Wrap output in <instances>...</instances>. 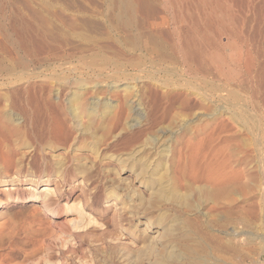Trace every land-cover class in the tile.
I'll list each match as a JSON object with an SVG mask.
<instances>
[{"label": "rangeland", "instance_id": "1", "mask_svg": "<svg viewBox=\"0 0 264 264\" xmlns=\"http://www.w3.org/2000/svg\"><path fill=\"white\" fill-rule=\"evenodd\" d=\"M190 1L192 0H189L187 3L188 7L190 10L194 11L193 6H191L193 4H191L192 2L190 3ZM155 2L156 8L160 7V9L158 8L160 10L158 16H165V14L166 16L168 15V26L170 25L169 27L171 28L174 26L173 22L175 19L177 20L176 14L182 10L183 7H187L186 3L185 5L182 4L181 1L176 2L175 0H173V3H169V0H155ZM202 2L204 12L211 6L215 7L216 10L218 9L217 14L221 15L222 22L224 20V27L227 26L225 27V32L224 27H218L219 24L215 22L213 25H208L209 27L211 26V29L215 28L213 31L211 29L209 30L212 31L211 38L213 37V40L211 39V42L215 41L212 45L217 48H214L218 53H215V57L217 56L215 59L219 58L218 60H215L216 64H214H224V70L227 72L226 75L228 78H231L232 76L231 79H228L229 87H227L234 91L235 95L238 96V99L231 102H237L247 113L248 122L250 121V124H248V131L242 129L240 123L238 124L237 122L232 121V119H229V110L225 108V106L228 105L220 102L225 92H217L211 103L212 107H210V102L203 100L204 94L200 95L202 93L198 89H196V91L193 88L192 91L184 84V82H181L184 81V79H190L194 82H197L198 80L196 81L195 78H191L193 74H188L187 77L185 72L187 66L176 57H173L172 59L166 58V62L168 63L162 64L158 63V60L155 59V54H153L155 55L154 57L152 54H150L151 56L147 54L145 61H147L148 58L151 59L148 60L149 62L147 61V64H140L132 68H127L126 70L122 68L123 72L121 70L118 72L119 76L116 77L120 79L116 78L117 80L115 84L118 85V88L115 89L109 88L105 85V79L107 76L103 75L106 73H102V76L96 75L98 72L92 73L90 71L87 73L86 68H84V63L77 62L76 59H72L69 63L64 60H54L55 63L50 65V62H52L54 58L51 59L47 56V53H44L43 55V52L40 53L41 51L39 52L38 50L40 48L32 43H28L27 49L32 51L30 48H36L34 49V53L37 55L38 52V56H40L38 58L43 60L39 59L42 61V64L37 63L32 56H28L29 59L31 58L33 61L24 59V66H15L10 70V72L12 71L11 73L9 72L10 74L5 75L4 78L2 77L3 80L0 79V88L2 87L0 93H3L4 90L6 91L7 87L42 86L46 88L54 85L63 89L61 94L58 95V98L60 101L64 102V105H67V103L76 105L79 102L77 105L80 104L79 106H81L82 103L85 104L84 106H87L89 102L93 101L92 97L96 96L99 97V102H111V108L106 109L103 107L102 109V103H99L100 106L98 105L97 107V113L100 114L99 116L102 115L101 128L99 127V131H95L96 133L94 134V130L92 131L93 127L85 126L86 128L84 127L82 129L83 133L80 136L79 133H72L73 135H71V137H74L75 134L80 137L78 138L75 136V140H67L69 138H67V133L61 129L55 119L49 122V130H44V133L40 128L37 129L38 126L35 127L34 130L29 131L27 128L22 127V125H20L21 127L13 129V126L16 124L14 122L9 125L0 122V264H157L160 262V259L157 258L162 256L167 262H160L159 264H168V261L171 259L170 264H178V262L181 264H191L190 261L185 262L184 260H177L176 258L174 259L171 257H169V260L165 254H168L170 251L181 254L186 247L188 248L189 245L192 247L194 243L197 244L198 242L200 243V241L201 245L198 243L197 247H193L194 249L189 246L195 254L197 251L199 252L196 254V258L198 256L197 261H200L201 257L204 258V256H207L210 259L211 264H218V262L220 264L223 262V264H264V0H207L208 3H205L206 0H203ZM217 4L220 5L218 6ZM48 5H50V7ZM42 7H45L48 10L52 9L53 11L49 13L48 10H45V8ZM25 8L27 9L25 10ZM221 10L223 11L221 12ZM29 11L30 13L31 11L34 12L35 14H31H34L35 16L41 12L42 15L47 18V21L48 19L49 21L51 20V24L48 21L50 24L48 27L50 28L53 26L51 29L58 32L61 41H63L62 44H65L64 46L68 50H71L72 48L83 49L86 44L85 48H87V46L89 48V43L94 40H98L99 42L97 41V43L100 45L102 44L103 49H108L109 52L111 50H116L118 52L122 50L121 47L118 48L112 45L111 42V36L115 35L120 38L122 33L108 30V27L104 23V20L108 15V7L105 0H0V43L3 41L4 46H7V48L4 47L6 52H4L5 50H0V57L5 56L6 64H11V62L13 64L14 58H19L23 55L21 49L23 46L21 45L23 41L22 39L24 37H26V39H32L33 37L31 36L32 33L29 29L26 33H21L19 27L20 30H17V32L20 31L18 33L19 35H15L12 32L13 24L18 29V24H24L25 26L29 21L35 20L31 17L32 15L30 16ZM54 12H57V14L60 12L62 18L59 14L57 17ZM222 13L232 14V22H229L228 19L226 20ZM51 14L53 15L51 16ZM202 14L203 13L200 12L198 13L203 19L204 16ZM139 15L140 14L137 16L139 17ZM54 16H56V18ZM75 16L77 17L76 21ZM172 16L175 18L173 19ZM64 18L70 19L69 21L72 23L75 22V26L67 19L66 22L69 23L66 24ZM23 19H25V23ZM61 20H64V23H62ZM201 22L205 21L203 20ZM69 24L73 27H78V29L76 28V30L74 28V30H72L73 27ZM65 25L66 27L67 25L70 26L68 27L69 29H66ZM200 25L201 24H199V27H203V25H206V22L205 24L203 23V25ZM72 31H75L76 34L78 32V35ZM9 34H11V37H9ZM5 36H8L11 40H6ZM88 38L90 41H88ZM217 44L219 46H217ZM57 51L61 53L60 49L56 50V54H58ZM34 53L31 54L35 57ZM120 53L118 56L121 55L120 57H123L122 53ZM138 54V52L127 56L123 54V58H125V56L127 58L129 56L132 57L131 55H133L136 59L140 56H138ZM44 58L46 60L48 59V62L44 60ZM221 59L222 61H220ZM120 60L123 59L120 58ZM26 61H28L27 64ZM222 65H220V68ZM68 66L76 71L72 68L70 70ZM246 66L249 70L248 73L245 72L247 75L244 74ZM182 67H184V69ZM215 67L218 70L220 69L218 68L219 66ZM237 71L239 74H234ZM244 76L245 78L247 77V80H240L241 77ZM210 77L209 79H213L215 83L218 81L222 83L225 80L222 76H219L220 78L213 76ZM77 80L79 82H84H81L82 84L79 85ZM245 81L247 83H245ZM3 82L5 84H3ZM178 82L180 84H178ZM94 83L100 86L101 93L99 92L91 95L89 92H85L79 87H90L91 84L94 86ZM165 84H167V86ZM131 85H133V87L136 86V88H132ZM182 85H184V87ZM198 85L196 86L199 87ZM168 86L169 88H167ZM107 89H109V93H107ZM165 90L169 92H167V96L164 94ZM72 91L78 95V98L75 100L70 99L71 94L73 93ZM81 92L82 94H80ZM133 92H135V94ZM29 93L32 95H29ZM5 94H7V97L5 96L6 99L9 100L8 103L5 102L7 100L0 101V103L4 102V104H0V110L2 107L8 105V108L4 107L2 109H10L13 112L16 110V116H20V121L21 117L25 114L23 111L25 108L29 109L30 107V110L36 108V110L34 109L35 111H32L34 112L35 117L38 115V113H36L38 104L37 107L35 106L36 103L40 102L36 99L38 98L37 96L34 97L32 91L26 92L28 98L26 95L23 96V93H20L17 96L12 93ZM45 95L48 96L47 93ZM169 95L171 97H169ZM13 96L16 99L22 98L23 102L21 99L16 100ZM51 96L52 95H50V99L55 98V96H52L53 98ZM174 96H176V98ZM29 97L31 100H29ZM133 97H137L139 100L138 104L140 105L139 108H137L138 104L136 105L133 103V110L136 108L135 112L129 110L130 108L127 106V100ZM81 99L82 101H80ZM200 99L203 102L200 103ZM16 101L18 102V105L14 104ZM197 101L199 104L204 103L206 106L209 105V109L207 108V110L205 109L204 111L202 107L198 109L201 105H199ZM214 101H217L220 104ZM191 104H193L194 107ZM188 105H190V107ZM16 107L18 108L16 109ZM215 107H219L220 110L214 109L213 111V108ZM139 109L141 111V114L139 113L140 116L137 115ZM80 111H82V113ZM78 112L82 115H80L81 121L85 122L87 110L79 109ZM136 117H139V119L137 120ZM136 120L138 123L134 124L137 122ZM207 121H209L207 125L209 126L208 128L207 126L204 127L202 124ZM21 122L23 123V121ZM33 122L34 125L37 124V121L33 120ZM140 124L142 125L140 126ZM255 126L259 129H255ZM87 127L90 129L88 130ZM190 127H192L191 130ZM187 129L191 133L188 132ZM239 129L241 132H239ZM39 131H41L42 134H40ZM48 132L51 133L49 134ZM197 133L198 135L196 136ZM84 134L87 138H85ZM88 135L90 138H88ZM81 137L84 139L83 141H81ZM154 137L156 139H154ZM149 138L154 141H150ZM240 138H246V141L244 139L243 142H246L245 145L241 144L243 139L240 140ZM72 141L75 142L73 143ZM78 142H80V144ZM81 142L84 143V146ZM256 148L257 150H255ZM98 149L99 151L96 152ZM240 149L244 151H241ZM93 150L96 153H94ZM226 150L228 153L225 152ZM238 151L240 156L236 155L238 154ZM73 152H76L77 154ZM240 152H243L244 154H241ZM78 153H80L82 157ZM235 156H239L237 157L238 159H235ZM93 157H98V159ZM83 159L86 160L83 161ZM225 161L229 162L225 164ZM237 161L239 162L237 163ZM60 162L62 165H60ZM232 162L235 165H233ZM146 163H149V165ZM230 163H232L233 166ZM219 164L221 166H219ZM229 164L230 166H227ZM63 166H65V168ZM229 167L232 169L233 176L231 175L232 173ZM245 167H247V170L245 169V174L247 175L243 178L245 184H243L244 187L236 186V188L239 187V191H237L238 189L233 188L231 191L234 192H230L227 196L223 195L224 197H222L221 192L217 190V187L215 186L216 189L214 190L217 194L220 192V196H218L221 198H216L215 194L214 197H211V193L209 197H207L208 195H205L206 193L213 191L210 190L211 186H209V183H206L209 179L220 178L223 176L222 174L226 172L227 176L230 174V179L234 182L237 178L238 170L241 168L244 169ZM220 168L221 170H218L219 173L216 170ZM255 169H257V171ZM253 174L258 175H256V177L255 175L253 176ZM250 175L253 178H250ZM255 177L257 179L259 177V181L256 180ZM248 178H250V181L246 180ZM252 179L256 180V183ZM152 182L155 186L154 184L152 185ZM164 183L168 185V188ZM195 184L199 186L196 185L197 188H195ZM203 185L205 187L207 186L208 190H206ZM202 186L204 190L202 188L198 189V187L200 188ZM193 187L196 192H193ZM241 188L245 191L240 192V190H242ZM197 190L199 193H197ZM202 190L204 192H202ZM203 193L204 197L202 196ZM177 194L180 196H177ZM148 195H150V199ZM172 197H176L175 199L180 201L178 204L181 205V207L177 204V201L174 202L175 199ZM177 197H179V199H177ZM194 197L197 199L195 200ZM182 198L184 200H182ZM151 199L154 200L152 201ZM158 199L159 201H157ZM162 199L167 202H163ZM187 200L191 202L188 203ZM144 201H146V203ZM141 203H144L145 205ZM172 205L173 207L176 206L171 208ZM195 205H197L196 210ZM190 207L192 209V214ZM175 209H178V211L182 210L183 214L181 215V212H176ZM185 210H189L190 212H186ZM193 210L195 212H193ZM188 212L191 214L189 217V214L187 215ZM177 214H180L183 220H181L180 215ZM177 216L180 220H178L179 218H177ZM119 217L121 220H119ZM172 217L176 219H173ZM185 218L186 221L189 219V225L185 221ZM196 218H198V220H196ZM168 220L170 222H168ZM195 220L200 224L196 223ZM225 220H227V223ZM221 221L222 223H220ZM223 222H225V224ZM173 224H176V226L174 225L175 228L173 227ZM198 224L202 226L197 227ZM218 224H223L221 225L223 227L220 225L219 227ZM165 225L168 228L172 227V230L169 229L167 231ZM231 226L235 229H239V233L231 235L229 230L234 229ZM177 227L179 232L176 234V231H178ZM218 227L220 230L217 229ZM210 228L212 229L211 232ZM191 229L194 230L193 232L190 231L193 233V236L195 235L194 238L191 233V235L188 233ZM165 232L170 233L167 234ZM214 234L220 238L216 237ZM226 235L230 237H227ZM180 237L185 239L180 240ZM225 237L229 239L231 238L229 246L231 247L232 244L234 245L232 248H235L229 250L231 249L230 247H228V249L221 247V241ZM173 239L174 241H172ZM219 239L222 240L220 241ZM190 240L193 241L191 242ZM213 240L217 242H214ZM182 241H186L187 243L184 242L183 244ZM173 242L176 246H172L175 245ZM203 242L205 243L203 244ZM167 243L168 246H166ZM235 243H238L239 245ZM142 245L148 247H146V251H148V249L151 250L149 246L152 248L154 247L155 249H152L151 252L150 250L144 252L145 248ZM163 245L164 247H161ZM167 247L170 248L169 251ZM111 248H113V250ZM161 248H163V250H161ZM203 248L207 251L204 250V252L208 254L203 252ZM130 249L131 252L126 251ZM135 250L138 253L139 251L141 252L137 254ZM114 252L116 254L115 257L113 255ZM148 253L151 254L149 255ZM136 254L137 256L139 255L138 258ZM140 258L141 262L139 261Z\"/></svg>", "mask_w": 264, "mask_h": 264}, {"label": "bare ground", "instance_id": "2", "mask_svg": "<svg viewBox=\"0 0 264 264\" xmlns=\"http://www.w3.org/2000/svg\"><path fill=\"white\" fill-rule=\"evenodd\" d=\"M33 1V0H32ZM35 1V0H34ZM157 1V0H156ZM168 1V0H167ZM170 2L169 3H173V0H169ZM176 2H182V4H187L188 2H189V0H175ZM203 0H192V1H190V3L191 4H193V5H191V6H193V9H194V11H192V10H190V8L188 7V4L186 5L187 7H183L182 8V10H180L177 14L176 13H174V14H176L177 15V20L175 19V21L174 20H172V21H174L173 23H174V26L171 28V27H169L168 26V24H169V21H168V18H167V16H166V14H165V16L164 15H160V16H158L159 15V13H160V7H158V8H156V2H155V0H105V3H106V5H107V7H108V15H107V17L105 18V20H104V23L106 24V26L108 27L107 29L108 30H110V31H114V32H120V33H122L121 34V37L119 38V36H111V42H112V45H114V46H116V47H121V53H122V56L124 57V55L123 54H125L126 56L127 55H129V54H132V53H135V52H138L139 54H138V56L139 57H137V55H136V59L133 57V55H131L132 57H126L125 56V58H123V57H120V56H118L119 55V53L120 52H118V51H116V50H111L110 52L108 51V49L107 50H104L103 49V47H102V44L100 45L99 43H97V41L96 40H94V41H91L89 44H90V47L88 48V46H87V48H85V46L87 45H85L84 46V48H85V50H84V48L82 49V48H72L71 50H68V49H66V47L62 44V42L63 41H61V39H60V36H59V34H58V32H56V31H53L51 28L53 27H48V26H50V24H51V20L49 21V19H48V21L50 22V24L48 23V21H47V18L46 17H44V15H42V13L40 12V14H38V15H34L35 13L34 12H32L31 11V13H34L33 15L30 13V11H29V14H30V16L32 17V18H34L35 20H32V21H29L28 23H26L25 24V26H24V24H18L19 26H17L18 27V29L16 28V26L13 24V28H12V32L16 35V34H18L20 31H21V33H26L27 32V30L29 29V31L32 33V35L31 36H33L32 37V39H29V38H27L26 39V37H22L23 39V41H22V44L21 45H23L22 46V52H23V55L21 56V57H19V58H14L13 59V64H12V62H11V64H6L5 63V56L4 57H0V79H2L3 80V78H4V76L5 75H7V74H10L11 72H10V70H12V68H14L15 66H21L22 67V65L23 64H25V61H24V59L25 60H28L29 59V57L28 56H32L33 57V59L34 60H36L37 61V63H41L43 60L41 59V58H38V57H40V56H38V52H37V55L34 53L35 51H34V49H36V48H34L33 49V47L31 46V45H29V46H31L32 48H30V49H32V51H30V50H28L27 49V47H28V43H32V44H34L36 47H38V48H40V49H38L39 50V52L40 53H42L43 52V55H44V53H47V56H49L51 59L52 58H54L53 59V61L52 62H50V65H53L54 63H55V61L54 60H64L65 62H70L72 59L74 60V59H76L77 60V62L79 61L80 63L81 62H83L84 63V68H86V71H87V73L88 72H92V73H94V72H98L96 75H101L102 76V73H106V74H104L103 76H107V78L105 79L106 80V84L105 85H107V87H109V88H118V85H116L115 83H116V80L117 79H120V78H117L116 76H119L118 75V72L121 70L122 71V68H124L125 70L127 69V68H132V67H135V66H138V65H140V64H147V61L150 59V58H148V60L147 61H145V59L147 58V54H152V56L154 57L155 55H156V60H158V63H168V62H166L167 60H166V58H170V59H172L173 57H176L177 59H179L184 65H186L187 66V69L185 70V72H186V74H187V77H188V74L190 75V74H193V76L191 77V76H189V77H191V78H195V80L198 82V84H197V82H194V81H192V80H186V79H184V81H181V82H184V84L187 86V87H189L192 91H193V88H194V90H196V89H198L202 94H200V95H203L204 94V97H203V100H207V101H209L210 103V107H212V101H213V98L215 97V94L217 93V92H225V94L222 96V98H221V101L220 102H222V103H224V104H226V105H228V106H225V108H227L228 110H229V119H232V121H234V122H237L238 124L240 123L241 124V128L242 129H246L247 131H248V128H249V125L248 124H250L249 122H248V115H247V113L245 112V110L243 109V107H241L237 102L236 103H232L231 101H233V100H237L238 99V96L237 95H235V93H234V91L231 89V88H228L229 86H228V79L230 78H228V76L226 75V71L224 70V64L222 65V63L221 62H219V63H221V64H218V65H215L216 63H215V60H218L219 58H217V59H215L216 57H215V53H217L216 52V50L215 49H217V48H215L212 44H214V42L215 41H212L211 42V39L213 38H211V32L213 31V29H215V28H213V29H211L208 25L210 24H212L213 25V23L215 22V23H217V24H219V26L218 27H224V20H223V22L221 21V15H218L217 13V10L215 9V7H209L208 9H207V11L205 10V12L203 11V5H202V2ZM36 3V2H35ZM205 3H208L207 2V0H206V2ZM219 3V2H218ZM23 4V3H22ZM175 4V3H174ZM177 4V3H176ZM180 4V3H179ZM13 5V4H12ZM37 5V4H36ZM202 5V6H201ZM216 5V4H215ZM218 6L220 5V4H217ZM49 7H50V5H48ZM201 6V7H200ZM218 6H217V8H218ZM24 7V6H23ZM25 7H26V5H25ZM208 7V6H207ZM206 7V8H207ZM42 8H45V7H42ZM162 8V7H161ZM164 8V7H163ZM186 8V9H185ZM201 8V9H200ZM205 8V9H206ZM27 8H25V10H26ZM31 9V8H30ZM30 9H28V10H30ZM175 9H176V6H175ZM174 9V10H175ZM223 9V8H222ZM24 10V9H23ZM33 10V9H32ZM44 10V9H43ZM45 10H48V9H46L45 8ZM162 10V9H161ZM165 10V9H164ZM49 11V13L51 12V11H53L52 9L51 10H48ZM223 10H221V12H222ZM25 12H27V11H25ZM35 12H36V10H35ZM203 13L202 15L204 16L203 17V19L200 17V15H198V13ZM224 12H225V10H224ZM227 12H228V9H227ZM230 12V11H229ZM24 13V12H23ZM28 13V12H27ZM53 13V12H52ZM55 13V12H54ZM162 13V12H161ZM232 13V12H231ZM56 15H57V17L60 15L61 16V14H60V12L57 14V12L55 13ZM138 14H140L139 15V17L137 16ZM172 14V13H171ZM221 14V13H220ZM22 15V14H21ZM53 14H51V16H52ZM105 15V14H104ZM197 15H198V17H197ZM222 15H224L225 16V18H226V20L228 19V21L229 22H232V14H230V13H222ZM13 16V15H12ZM33 16H35V17H33ZM223 16V17H224ZM232 16V17H231ZM55 18H56V16H54ZM76 17V16H75ZM61 18H62V16H61ZM60 18V19H61ZM69 18V17H68ZM172 18H173V16H172ZM171 18V19H172ZM175 18V17H174ZM173 18V19H174ZM224 18V19H225ZM12 19V18H11ZM67 18H64V20H65V23L67 24V23H69V22H71V21H69L70 19H67L69 22H66L67 20H66ZM202 19V20H201ZM234 19V18H233ZM16 20V19H15ZM59 20V19H58ZM64 20L62 21V23H64ZM77 20V17H76V19H75V21ZM205 21L206 22V25H203V23L205 24V22H201V21ZM17 21V20H16ZM23 21H24V23L26 22L25 21V19H23ZM60 21V22H61ZM177 21V22H176ZM60 22H59V24H60ZM98 22V21H97ZM201 22V23H200ZM21 23V22H20ZM23 23V22H22ZM72 23V22H71ZM74 23L75 22H73L72 23V25H74ZM77 23V22H76ZM224 23V24H223ZM2 24V23H1ZM84 24H86V23H84ZM199 24H201V25H203V27L201 26V27H199ZM227 24H228V22H227ZM56 25V24H55ZM70 25V24H69ZM77 25H78V23H77ZM76 25V26H77ZM231 25H233V24H231ZM71 26V25H70ZM70 26H68L67 25V27H66V25H65V27H66V29H69L68 27H70ZM75 26V25H74ZM2 27H3V25H2ZM19 27H20V29H19ZM57 27V26H56ZM60 27V26H59ZM71 27H73V26H71ZM225 27H227V26H225ZM225 27H224V31L226 32V29H225ZM1 28V27H0ZM55 28V27H54ZM74 28L76 29H78V27H73L72 28V30H74ZM228 28H229V26H228ZM76 29V30H77ZM212 30V31H209V30ZM219 29V28H218ZM17 30H20L19 32H17ZM57 30V29H56ZM229 30V29H228ZM28 31V32H29ZM223 31V30H222ZM65 32V31H64ZM73 32V31H72ZM73 33H75L76 34V32L74 31ZM229 33V32H228ZM227 34V33H226ZM8 35V34H7ZM10 36L9 37H11V34H9ZM19 35V34H18ZM21 35V34H20ZM67 35H69V34H67ZM76 35H78V32H77V34ZM229 35V34H228ZM23 36V35H22ZM6 37V40H11V39H9L8 38V36H5ZM84 37V36H83ZM65 38V37H64ZM70 38V37H69ZM98 38V37H97ZM101 38V37H100ZM104 38V37H103ZM230 38H231V36H230ZM16 39V38H15ZM67 39V38H66ZM87 39V38H86ZM92 39V38H91ZM108 39V38H107ZM18 40V39H17ZM17 40H15V41H17ZM93 40V39H92ZM100 40V39H99ZM213 40V39H212ZM66 41V40H65ZM88 41H90L89 40V38H88ZM2 43H0V50L2 51H4L5 50V48H7V46H4V43H3V41H1ZM18 42V41H17ZM20 42V41H19ZM69 42V41H68ZM67 42V43H68ZM86 42V41H85ZM99 42V41H98ZM66 43V44H67ZM104 43V42H103ZM109 44V43H108ZM6 45V44H5ZM68 45V44H67ZM72 46H74V45H72ZM217 46H219L218 44H217ZM5 47V48H4ZM70 47H71V45H70ZM76 47V46H75ZM215 48V49H214ZM57 49H60V51H61V53H59L58 51V54H56V50ZM220 49V48H219ZM222 49V48H221ZM75 51V52H74ZM106 51H108V52H106ZM4 52H6V50L4 51ZM219 52H220V50H219ZM31 53H34L35 54V57H34V55L33 54H31ZM120 53V54H121ZM6 54V53H5ZM142 54V55H141ZM153 54H155V55H153ZM218 54V53H217ZM216 54V55H217ZM45 56H46V54H45ZM151 56V55H150ZM219 56V55H218ZM122 58L123 60H120V58ZM149 57V56H148ZM220 57H221V55H220ZM48 58V57H47ZM33 59H29V60H32L33 61ZM39 59H41V60H39ZM44 60H46L45 58H44ZM48 60V59H47ZM46 60V61H47ZM151 60V59H150ZM12 61V60H11ZM220 61H222V59L220 60ZM27 62L28 61H26V64H27ZM45 62V61H44ZM48 62V61H47ZM149 62V61H148ZM153 62V61H152ZM176 62V61H175ZM218 62V61H217ZM223 62H224V60H223ZM61 63V62H60ZM83 63H82V65H83ZM215 63V64H214ZM29 64V63H28ZM42 64V63H41ZM65 64V63H64ZM150 64L152 65V63L150 62ZM153 64H154V62H153ZM157 65V64H156ZM220 65H222V67L220 68ZM235 65V64H234ZM24 66V65H23ZM70 66V65H69ZM68 66V67H69ZM75 66V65H74ZM215 66H219L218 68H220L219 70L215 67ZM234 67V66H233ZM247 67V66H246ZM245 67V70H244V74H246V73H248L249 72V70H248V67L246 68ZM70 68V67H69ZM72 68V67H71ZM71 68H70V70H71ZM76 68V67H75ZM183 69H184V67H182ZM239 68V67H238ZM73 69V68H72ZM79 69V68H78ZM74 70V69H73ZM167 70V69H166ZM218 70V71H217ZM229 70V69H228ZM74 71H76V70H74ZM82 71V70H81ZM110 71V72H109ZM10 72V73H9ZM83 72V71H82ZM123 72V71H122ZM230 72V71H229ZM228 72V73H229ZM246 72V73H245ZM110 73V74H109ZM231 73V72H230ZM109 74V75H108ZM122 74V73H121ZM120 74V75H121ZM234 74H239L238 73V71L237 72H235ZM240 75H241V73H240ZM247 75V74H246ZM210 76H213V77H219V76H222V78L223 79H225L222 83H220L219 81V83L218 82H214V80L212 79H209V77ZM235 76V75H234ZM237 76V75H236ZM242 76V75H241ZM3 77V78H2ZM238 77V76H237ZM240 77V76H239ZM249 77V76H248ZM8 78V77H7ZM117 78V79H116ZM186 78V77H185ZM210 78H212V77H210ZM220 78V77H219ZM231 78H232V76H231ZM230 78V79H231ZM234 78V77H233ZM81 79V78H80ZM84 79V78H83ZM252 79V78H251ZM97 80V79H96ZM101 80V79H100ZM222 80V79H221ZM235 80V79H234ZM240 80H247V77L245 78V76L244 77H241V79ZM78 81V80H77ZM76 81V82H77ZM81 81V80H80ZM88 81V80H87ZM86 81V82H87ZM91 81V80H90ZM177 81V80H176ZM217 81V80H216ZM236 81V80H235ZM238 81V80H237ZM251 81H253V80H251ZM81 82H84V81H81ZM81 82H79L78 81V84L79 85H81L82 83ZM97 82V81H96ZM165 82V81H164ZM258 82V81H257ZM245 83H247L246 81H245ZM3 84H5L4 82H3ZM174 84H175V82H174ZM178 84H180L179 82H178ZM241 84V83H240ZM78 85V86H79ZM93 84H91V86L90 87H86V86H79L80 87V89H82L83 91H85V92H89L91 95L92 94H97V93H99L100 92V86L98 85V84H95L94 83V86H92ZM166 86H167V84H165ZM176 85V84H175ZM196 85H198L199 87H197ZM5 86V85H4ZM52 87H42V86H39V87H14V88H8L7 87V89H6V91L4 90V92L3 93H0V101H5V100H7L6 99V95L7 94H5V93H12L13 95L14 94H16V96L17 95H19L20 93H23L22 95L24 96V95H26V92L27 91H32L33 92V94H34V97H38V98H36L37 100H38V102H40V103H36V106L35 107H37V104H38V109H37V112L36 113H38V115L35 117V115H34V112L32 111V110H36V108H34V109H32V110H30V107H29V109H26L25 107V109L23 110L24 112H25V114L22 116L21 114V121H23V123L20 121V116L18 117V116H16V110L13 112V111H11L10 109H5V110H3L2 108H6L8 105H6V106H4V107H2L1 108V110H0V122H2L3 124H10V123H12V122H14V123H16L14 126H13V129H15V128H18V127H21L20 125H22V127H25V128H27L29 131H31V130H34V128L35 127H37V129H41V131H43V133H44V130L46 131V130H49V122H51V120H56L57 121V123H58V125L61 127V129H63L66 133V135H68L67 136V140H71V139H74L75 140V136H77L76 134H75V136L74 137H71V135H73L72 133H79V136L83 133V128L85 127V126H90V127H93V129H92V131L94 130V134L97 132V130L98 129H100L101 127H100V125H102L101 124V116H99L100 114H98L97 113V107H98V105H99V103H102L101 104V106H102V109H103V107L104 108H111L110 107V103L111 102H106V101H103V102H99V97H92V100L93 101H91V102H89V104L87 105V106H84L85 104H82L81 102V106H79V105H77L79 102V100L76 102L77 104L75 105V104H68L67 102V105H64L63 103L64 102H62V101H60V99L58 98V95L59 94H61V92L63 91V89L62 88H60V87H58V86H54V85H51ZM88 86V85H87ZM183 87H184V85H182ZM228 86V87H227ZM243 86V85H242ZM12 87V86H11ZM125 87V86H124ZM131 87L132 88H136V86L135 87H133V85H131ZM177 87V86H176ZM180 87V86H179ZM2 88V87H1ZM0 88V89H1ZM71 88V87H70ZM167 88H169V86L167 87ZM252 88V87H251ZM69 89V88H68ZM79 89V88H78ZM124 89V88H123ZM126 89V88H125ZM3 90V89H2ZM108 90L109 89H107V93H109L108 92ZM133 90V89H132ZM134 90H137V89H134ZM168 90V89H167ZM167 90H165L164 91V94L166 95L167 94ZM1 91V90H0ZM79 91V90H78ZM104 91H105V89H104ZM104 91H103V93H104ZM127 91V90H126ZM151 91V90H150ZM197 91V90H196ZM254 91V90H253ZM252 91V92H253ZM257 91V90H256ZM69 92H70V90H69ZM73 93L71 94V98L70 99H73V100H75V99H77L78 97V95H76L75 94V92L74 91H72ZM136 92H138V91H136ZM154 92V91H153ZM48 94V96L47 95H45V94ZM84 93V92H83ZM101 93V92H100ZM134 94H135V92H133ZM169 93V92H168ZM31 93H29V95H30ZM36 94V95H35ZM80 94H82V92L80 93ZM137 94V93H136ZM163 94V95H164ZM171 94V93H170ZM188 94V93H187ZM186 94V95H187ZM190 94V93H189ZM264 94V93H263ZM32 95V94H31ZM50 95H52V96H55V98L54 99H50ZM176 95V94H175ZM185 95V96H186ZM220 95V94H219ZM253 95H254V93H253ZM261 95V94H260ZM6 96V97H5ZM21 96V95H20ZM27 96V95H26ZM51 96V97H52ZM61 96V95H60ZM82 96V95H81ZM161 96H162V93H161ZM167 96V95H166ZM177 96V95H176ZM176 96H174L175 98H176ZM221 96V95H220ZM263 96V95H262ZM14 97V96H13ZM22 97V96H21ZM31 97V96H30ZM30 97H29V100H31L30 99ZM89 97V96H88ZM128 97V96H127ZM157 97V96H156ZM169 97H171L170 95H169ZM187 97H189V96H187ZM217 97H218V95H217ZM240 97V96H239ZM8 98H9V95H8ZM15 98V97H14ZM13 98V99H14ZM17 98H20V97H17ZM24 98V97H23ZM27 98H28V96H27ZM26 98V99H27ZM53 98V97H52ZM107 98H109V97H107ZM161 98V97H160ZM167 98V97H166ZM183 98H185V97H183ZM220 98V97H219ZM16 99V98H15ZM21 100H22V98H20ZM20 99H16V100H20ZM25 99V98H24ZM35 99V100H36ZM70 99H69V101H70ZM88 99V98H87ZM180 99V98H179ZM187 99H189V98H187ZM239 99H241V98H239ZM262 99V98H261ZM263 99H264V97H263ZM9 100V99H8ZM8 100L7 101H5L6 103H8ZM34 100V99H33ZM36 100V101H37ZM62 100H63V98H62ZM66 100V99H65ZM201 100V99H200ZM11 101V100H10ZM15 101V100H14ZM25 101V100H24ZM27 101V100H26ZM80 101H82V99L80 100ZM87 101V100H86ZM126 101V100H125ZM138 99H137V97H133V98H129L128 100H127V103H128V107L130 108H128L129 110H133V107H134V104L133 103H135L136 105L138 104ZM196 101V100H195ZM206 101V102H207ZM217 101H218V99H217ZM217 101H214V102H217ZM20 102V101H19ZM22 102H23V100H22ZM35 102V101H34ZM84 102V101H83ZM124 102V101H123ZM183 102V101H182ZM184 102H185V100H184ZM201 102H203L202 100L200 101V103ZM213 102V103H214ZM219 102V101H218ZM217 102V103H218ZM3 104H4V102H2ZM2 103H0V104H2ZM5 103V104H6ZM18 102L16 101V102H14V104H16V105H18L17 104ZM27 103V102H26ZM25 103V104H26ZM65 103V104H66ZM70 103V102H69ZM84 103H86V102H84ZM124 103H126V102H124ZM197 103L199 104V102L197 101ZM196 103V104H197ZM10 104V103H9ZM23 104V103H22ZM30 104V103H29ZM193 104H194V102H193ZM193 104H191V105H193ZM197 104V105H198ZM215 104V103H214ZM218 104H220V103H218ZM236 104V105H235ZM263 104V103H262ZM21 105V104H20ZM73 105H75V106H73ZM125 105V104H124ZM180 105H181V103H180ZM185 105V104H184ZM199 105H201L198 109H200L201 107L203 108V111L206 109L207 110V108H208V106L209 105H207L206 106V104H199ZM216 105V104H215ZM22 106H26V105H22ZM21 106V107H22ZM100 106V105H99ZM126 106V105H125ZM139 104H138V106H137V108H139ZM189 107H190V105H188ZM10 107V106H9ZM12 107H14V106H12ZM188 107V108H189ZM193 107H194V105H193ZM196 107H198V106H196ZM8 108V107H7ZM18 107H16V109H17ZM28 108V107H27ZM224 108V107H223ZM20 109V108H19ZM79 109L80 110H82V109H84V110H87V116H86V118H85V122H83V121H81V114H79ZM187 109V108H186ZM209 109V108H208ZM214 109H219V107L218 108H213V111H214ZM14 110V109H13ZM22 110V109H21ZM20 110V111H21ZM34 110V111H35ZM126 110V109H125ZM202 110V109H201ZM211 110V109H210ZM220 110V109H219ZM218 110V111H219ZM224 110V109H223ZM228 110H227V112H228ZM99 111V110H98ZM130 111V112H131ZM136 111V108H134V110H133V112H135ZM212 111V110H211ZM226 111V110H225ZM81 113H82V111H80ZM141 111H140V109H139V111H137V115H139V113H140ZM208 112V111H207ZM18 113V112H17ZM35 113V114H36ZM132 113V112H131ZM130 113V114H131ZM211 113V112H210ZM214 113V112H213ZM136 114V113H135ZM141 114V113H140ZM190 114V113H189ZM204 114H205V112H204ZM203 114V115H204ZM81 115V116H80ZM134 115V114H133ZM183 115V114H182ZM181 115V116H182ZM212 115V114H211ZM83 116H84V114H83ZM140 116V115H139ZM143 116V115H142ZM189 116V115H188ZM213 116V115H212ZM128 117V116H127ZM186 117V116H185ZM133 118V117H132ZM137 118V120L139 119V117H136ZM215 118V117H214ZM203 119V118H202ZM205 119V118H204ZM33 120H35V121H37V124H36V122H35V124L36 125H34L33 123ZM83 120V119H82ZM133 120H134V118H133ZM136 120V121H137ZM143 120V119H142ZM141 120V121H142ZM210 120V119H209ZM201 121V120H200ZM203 121V120H202ZM205 121V120H204ZM33 122V123H32ZM139 122H140V120H139ZM53 123V122H52ZM54 123H55V121H54ZM138 123V121L137 122H135L134 124H137ZM184 123V122H183ZM201 123V122H200ZM205 122H203L202 124H203V126L204 127H206L207 125H208V123H209V121H207L205 124H204ZM56 124V123H55ZM130 124V123H129ZM182 124V123H181ZM180 124V125H181ZM201 124V125H202ZM256 124V123H255ZM12 125V124H11ZM52 125V124H51ZM132 125V124H131ZM130 125V126H131ZM142 124H140V126H141ZM179 125V126H180ZM191 125V124H190ZM259 125V124H258ZM81 126H82V128H81ZM133 126V125H132ZM135 126V125H134ZM139 126V125H138ZM178 126V125H177ZM182 126V125H181ZM180 126V127H181ZM195 126V125H194ZM199 126V125H198ZM87 127V128H88ZM100 127V128H99ZM129 127V126H128ZM187 127V126H186ZM201 127V126H200ZM209 126H207V128H208ZM253 127V126H252ZM251 127V128H252ZM86 128V127H85ZM178 128V127H177ZM176 128V129H177ZM187 128H189V127H187ZM191 128L192 127H190V130H191ZM194 128V127H193ZM240 128V127H239ZM90 128H88V130H89ZM176 129H174V130H176ZM179 129V128H178ZM184 129V128H183ZM197 129V128H196ZM255 129H259L258 127H256L255 126ZM254 129V130H255ZM51 130V129H50ZM86 130V129H85ZM141 130V129H140ZM180 130V129H179ZM188 130V129H187ZM200 130V129H199ZM203 130V129H202ZM250 130V129H249ZM41 131H39L40 132V134H42L41 133ZM52 131V130H51ZM96 131V132H95ZM99 131V130H98ZM177 131V130H176ZM193 131V130H192ZM195 131V130H194ZM201 131V130H200ZM228 131V130H227ZM251 131H252V129H251ZM86 132H87V130H86ZM91 132V131H90ZM188 132H190L189 130H188ZM202 132V131H201ZM239 132H241L240 131V129H239ZM243 132V131H242ZM49 133V132H48ZM47 133V134H48ZM51 133V132H50ZM49 133V134H50ZM89 135H90V133L89 132H87ZM191 133V132H190ZM257 133V132H256ZM86 134V133H85ZM85 134H84V136H85ZM101 134V133H100ZM192 134H193V132H192ZM195 134V133H194ZM46 135V134H45ZM88 135V138H90V136ZM198 135V133L196 134V136ZM96 136V135H95ZM100 136V135H99ZM193 136V135H192ZM78 137V136H77ZM83 137V136H82ZM82 137H81V139H82ZM92 137V136H91ZM78 138H80V137H78ZM77 138V139H78ZM85 138H87L86 136H85ZM95 138H97V137H95ZM151 138V137H150ZM149 138V139H150ZM154 139H156L155 137H154ZM243 139V138H242ZM241 138H240V140H242ZM245 139V141H246V138H244ZM244 139H243V141H241V144H244L245 145V143H243L244 142ZM84 139H82L81 141H83ZM92 140H93V138H92ZM96 140V139H95ZM239 140V141H240ZM98 141V140H97ZM150 141H154V140H152V139H150ZM73 142V141H72ZM75 142V141H74ZM73 142V143H74ZM65 143H66V141H65ZM68 143V142H67ZM79 144H80V142H78ZM81 143H83V142H81ZM84 143H85V141H84ZM84 143H83V146H84ZM258 143V142H257ZM70 144V143H69ZM78 144V145H79ZM153 144V143H152ZM256 144V143H255ZM96 145V144H95ZM98 145H100V144H98ZM240 145V144H239ZM79 146H81V145H79ZM87 146V145H86ZM168 146V145H167ZM237 146V145H236ZM67 147V146H66ZM71 147H73V146H71ZM78 147V146H77ZM242 147H243V145H242ZM70 148V147H69ZM76 148V147H75ZM244 148V147H243ZM90 149V148H89ZM96 149V148H95ZM237 149V148H236ZM241 150V149H240ZM239 150V151H240ZM255 150H257V148L255 149ZM94 151V150H93ZM97 151H99V149L98 150H96V152ZM237 151V150H236ZM236 151H234V152H236ZM239 151L237 152L238 154H236V155H239ZM241 151H244V150H241ZM258 151H259V149H258ZM95 151H94V153H96ZM225 152H227V150L225 151ZM230 152V151H229ZM232 152V151H231ZM73 153H76V152H73ZM92 153V152H91ZM223 153V152H222ZM228 153V152H227ZM241 154L243 153V152H240ZM77 154V153H76ZM80 156H81V154L80 153H78ZM99 154V153H98ZM230 154V153H229ZM244 154V153H243ZM95 155V154H94ZM223 155H224V153H223ZM225 155H227V154H225ZM246 155V154H245ZM244 155V156H245ZM83 156H85V155H83ZM98 156H100V155H98ZM230 156V155H229ZM231 156H232V153H231ZM240 156V155H239ZM239 156H237V157H239ZM74 157H77V156H74ZM73 157V158H74ZM82 157V156H81ZM92 157V156H91ZM103 157V156H102ZM223 157V156H222ZM236 156H235V159L237 158ZM246 157V156H245ZM52 158V157H51ZM85 158V157H84ZM93 158H95V157H93ZM92 158V159H93ZM97 159H98V157H96ZM95 158V159H96ZM111 158V157H110ZM116 158V157H115ZM225 158H226V156H225ZM229 158V157H228ZM232 158V157H231ZM234 158V157H233ZM80 159V158H79ZM87 159V158H86ZM85 159V160H86ZM94 159V160H95ZM207 159H208V157H207ZM224 159V158H223ZM238 159V158H237ZM241 159V158H240ZM57 160V159H56ZM61 160V159H60ZM84 159H83V161H85ZM112 160V159H111ZM213 160V159H212ZM222 160V159H221ZM226 160V159H225ZM229 160H230V158H229ZM234 160V159H233ZM245 160H247V159H245ZM101 161V160H100ZM214 161V160H213ZM59 162V161H58ZM211 162V161H210ZM209 162V163H210ZM226 162V161H225ZM229 162V161H228ZM228 162H226L225 164H227ZM231 162V161H230ZM239 161H237V163H238ZM61 163V162H60ZM216 163V162H215ZM233 163V162H232ZM232 163H230L231 165H232ZM235 163H236V160H235ZM245 163V162H244ZM243 163V164H244ZM76 164V163H75ZM83 164V163H82ZM116 164V163H115ZM147 164V163H146ZM230 164L229 165H227V166H230ZM58 165H59V163H58ZM57 165V166H58ZM60 165H62V163L60 164ZM59 165V166H60ZM78 165V164H77ZM77 165H76V167H77ZM147 165H149V163L147 164ZM233 165H235L234 163H233ZM232 165V166H233ZM55 166V165H54ZM69 166V165H68ZM219 166H221L220 164H219ZM231 166V167H232ZM242 166V165H241ZM244 166V165H243ZM248 166V165H247ZM259 166V165H258ZM53 167V166H52ZM56 167V166H55ZM64 168H65V166H63ZM114 167V166H113ZM112 167V168H113ZM210 167V166H209ZM61 168V167H60ZM64 168H62V169H64ZM73 168H74V166H73ZM226 168H228V167H226ZM230 168V167H229ZM247 167H245L244 169L243 168H241V169H239L238 170V172H237V178H236V180L234 181V182H232L231 181V177H230V174H229V176H227V173L226 172H222L223 174V176H219L220 178H218L217 177V179H209V181H208V177H207V181L208 182H206L207 184L209 183V186H211V188H210V190H213L212 192H209V191H207V192H209V193H206L205 195H208L207 197H209V195H210V193L212 194V196L211 197H214V194H215V197L216 198H218L219 196H220V192H221V196L222 197H224L223 195H226L227 196V194L228 193H230V192H234V191H231L233 188H236V186H241V187H244V185L243 184H245V182H244V180H243V178L245 177V175H247V174H245V169H246ZM75 169V168H74ZM231 169V168H230ZM258 169V168H257ZM257 169H255L256 171H257ZM261 169V168H260ZM259 169V170H260ZM218 170H221V168L220 169H217L216 171H218ZM229 170V169H228ZM247 170V169H246ZM253 170V169H252ZM215 171V172H216ZM223 171H225V170H223ZM227 171V170H226ZM249 171H251V170H249ZM219 172V171H218ZM228 172V171H227ZM233 172H235V171H233ZM260 172H261V170H260ZM259 172V173H260ZM220 173V172H219ZM231 173H232V169H231ZM215 174V173H214ZM250 174V173H249ZM252 174V173H251ZM207 175H209V174H207ZM217 175V174H216ZM216 175H215V177H216ZM232 176H233V173L231 174ZM255 174H253V176H254ZM256 175H258V174H256ZM255 175V176H256ZM204 176V175H203ZM249 176V175H248ZM247 176V177H248ZM251 176V175H250ZM212 177V176H211ZM257 177V176H256ZM255 177V179L256 180H258L259 181V177H258V179ZM262 177V176H261ZM260 177V178H261ZM210 178V177H209ZM250 178H253L252 176L250 177ZM250 178H248V179H246V180H249L250 181ZM158 179V178H157ZM161 179V178H160ZM263 179V178H262ZM261 179V180H262ZM196 180V179H195ZM253 180V179H252ZM256 180H253V181H255V183H256ZM160 182V181H159ZM159 182H157V183H159ZM248 182V181H247ZM169 183V182H168ZM205 183V184H206ZM249 183V182H248ZM258 183V182H257ZM154 183L152 182V185H153ZM165 185H166V183H164ZM204 184V185H205ZM247 184V183H246ZM261 184V183H260ZM160 185V184H159ZM197 184H195V186H196ZM203 185V186H204ZM248 185V184H247ZM250 185V184H249ZM253 185V184H252ZM154 186H155V184H154ZM154 186H153V188H154ZM158 186V185H157ZM161 186V185H160ZM167 186V188H168V185H166ZM197 186H199V185H197ZM197 186L195 187V188H197ZM201 186V185H200ZM203 186L202 187H198V189H203ZM217 187V190H219L220 192H218L219 194H217L216 192H215V190L214 189H216V187ZM258 186V185H257ZM148 187V186H147ZM149 187H152V186H149ZM189 187V186H188ZM205 187V186H204ZM239 187H237L236 189H238L237 191H239ZM162 188V187H161ZM164 188V187H163ZM173 188V187H172ZM190 188V187H189ZM188 188V189H189ZM152 189V188H151ZM157 189V188H156ZM158 189H160V188H158ZM205 189L206 190H208L207 189V186L205 187ZM242 189V188H241ZM245 189H246V187H245ZM165 190V189H164ZM171 190V189H170ZM169 190V191H170ZM175 190V189H174ZM193 192L195 191L194 190V187H193ZM204 190V189H203ZM202 190V192H204ZM157 191V190H156ZM166 191V190H165ZM245 191V190H244ZM243 191V189L242 190H240V192H244ZM167 192H168V190H167ZM183 192L185 193V191L183 190ZM192 192V191H191ZM196 192V191H195ZM214 192V193H213ZM239 192V193H240ZM261 192V191H260ZM172 193V192H171ZM197 193H199L198 192V190H197ZM160 194H161V191H160ZM173 194H174V192H173ZM190 194H192V193H190ZM159 195V194H158ZM158 195H156V196H158ZM169 195V194H168ZM168 195H167V197H168ZM171 195V194H170ZM176 195V194H175ZM179 194H177V196H178ZM187 195V194H186ZM195 195V194H194ZM201 195V194H200ZM217 195V196H216ZM219 195V196H218ZM231 195V194H230ZM150 195H148V197H149ZM160 196V195H159ZM173 196V195H172ZM180 196V195H179ZM203 197H204V193H203V195H202ZM155 197V196H154ZM153 197V198H154ZM163 197V196H162ZM161 197V198H162ZM166 197V196H165ZM167 197H166V199H167ZM171 197V196H170ZM169 197V198H170ZM184 197V196H183ZM190 197H191V195H190ZM196 197V196H195ZM194 197V198H195ZM152 198V197H151ZM164 198V197H163ZM168 198V199H169ZM172 198H174V197H172ZM176 198V197H175ZM174 198V199H175ZM181 198V197H180ZM193 198V197H192ZM206 198V197H205ZM219 198H221V197H219ZM149 199H150V197H149ZM177 199H179V197H177ZM186 199H187V196H186ZM190 199V198H189ZM188 199V200H189ZM197 198H195V200H196ZM207 199V198H206ZM210 199V198H209ZM213 199V198H212ZM145 200V199H144ZM152 200V199H151ZM154 200V199H153ZM152 200V201H153ZM156 200V199H155ZM181 200V199H180ZM182 200H184L183 198H182ZM187 200V201H188ZM214 200V199H213ZM141 201V200H140ZM139 201V202H140ZM142 201H143V199H142ZM149 201V200H148ZM157 201H159V199L157 200ZM162 201H163V199H162ZM169 201V200H168ZM175 201H177V204L180 202V201H178V200H174V202ZM145 203H146V201H144ZM161 202V201H160ZM163 202H167V201H163ZM171 202H173V201H171ZM186 202V201H185ZM189 202H191V201H188V203ZM196 202V201H195ZM154 203H155V201H154ZM184 203V202H183ZM183 203H182V205H183ZM229 203V202H228ZM141 204H144V203H141ZM152 204V203H151ZM150 204V205H151ZM173 204V203H172ZM176 204V203H175ZM181 204V203H180ZM187 204V203H186ZM145 205V204H144ZM179 205V204H178ZM189 205V204H188ZM188 205H187V207H188ZM176 206V205H175ZM174 206V207H175ZM180 207H181V205H179ZM143 207V206H142ZM173 207V205L171 206V208H174ZM186 207V208H187ZM196 207H197V205H195V210H196ZM134 208H136V207H134ZM229 208V207H228ZM245 208V207H244ZM190 209H191V207H190ZM199 209V208H198ZM237 209V208H236ZM243 209V208H242ZM132 210V209H131ZM176 210V209H175ZM186 211V210H185ZM184 211V212H185ZM187 211H189V210H187ZM186 211V212H187ZM227 211V210H226ZM176 212H181V215L183 214V212H182V210L180 211H178V209L176 210ZM185 212V213H186ZM190 212V211H189ZM189 212L187 213V215L189 214ZM193 212H195L194 210H193ZM199 212V211H198ZM172 213V212H171ZM170 213V214H171ZM197 213V212H196ZM191 214H192V209H191ZM191 214H189L188 215V217L191 215ZM164 215V214H163ZM177 215H180V214H177ZM181 215H180V218H181V220H183L182 219V217H181ZM186 215V216H187ZM195 215V214H194ZM193 215V216H194ZM218 215V214H217ZM132 216V215H131ZM166 216V215H165ZM172 216V215H171ZM174 216H175V214H174ZM185 216V217H186ZM220 216V215H219ZM138 217V216H137ZM176 217V216H175ZM225 217V216H224ZM131 218H133V217H131ZM173 218V217H172ZM172 218H170V219H172ZM177 218H179L178 216H177ZM180 218L178 219V220H180ZM123 219V218H122ZM173 219H176V218H173ZM193 219V218H192ZM200 219V218H199ZM119 220H121L120 219V217H119ZM177 220V221H178ZM188 220L189 219H187V221H186V218H185V221L187 222V224L189 225V223H188ZM196 220H198V218H196ZM196 220H195V222H196ZM201 220V219H200ZM222 220L224 221V219L222 218ZM130 221V220H129ZM192 221H194V220H192ZM202 221V220H201ZM220 221V220H219ZM227 220H225V222H226ZM120 222V221H119ZM122 222V221H121ZM168 222H170L169 220H168ZM172 222V221H171ZM186 222H184V223H186ZM195 222H193V223H195ZM210 222V221H209ZM209 222H208V224H209ZM218 222V221H217ZM225 222H223L224 224H225ZM238 222V221H237ZM95 223V222H94ZM165 223H167V222H165ZM173 223V222H172ZM174 223H175V220H174ZM196 223H199L198 221L196 222ZM204 223V222H203ZM202 223V224H203ZM205 223H206V221H205ZM204 223V224H205ZM215 223H216V221H215ZM220 223H222V221L220 222ZM227 223V222H226ZM260 223V222H259ZM164 224V223H163ZM162 224V225H163ZM192 224V223H191ZM200 224V223H199ZM198 224V226L197 227H199L200 225ZM203 224V225H204ZM211 224V223H210ZM176 226V224H173V227L175 228V226ZM220 224H218V226H219ZM221 225H223V224H221ZM220 225V226H221ZM238 225V224H237ZM166 226V225H165ZM177 226H178V223H177ZM183 226H184V224H183ZM187 226V225H186ZM202 226V225H201ZM200 226V227H201ZM219 226V227H220ZM235 226V225H234ZM167 227V226H166ZM192 227V226H191ZM190 227V228H191ZM217 228V229H219L220 230V228ZM221 227H223V226H221ZM227 227V226H226ZM231 227H233V226H231ZM230 227V228H231ZM145 228V227H144ZM172 228V227H171ZM171 228H168L167 227V231L169 230V229H171ZM179 228H180V226H179ZM185 228V227H184ZM184 228H183V230H184ZM193 228V227H192ZM202 228H204V227H202ZM208 228V227H207ZM214 228V227H213ZM229 228V229H230ZM234 228V227H233ZM236 228H237V226H236ZM131 229V228H130ZM165 229V228H164ZM188 229H189V226H188ZM194 229V228H193ZM211 229V228H210ZM227 229V228H226ZM243 229V228H242ZM127 230H128V228H127ZM163 230V229H162ZM172 230V229H171ZM176 230V229H175ZM177 230L178 231H176V234L179 232V229H178V227H177ZM183 230H180V231H183ZM185 230H187V229H185ZM199 230H200V228H199ZM228 230V229H227ZM163 231H165V230H163ZM162 231V232H163ZM190 231H194V230H189V235H191L192 234V236H193V233H191ZM202 231V230H201ZM201 231H200V234H201ZM212 231V229L210 230V232ZM243 231V230H242ZM160 232V231H159ZM158 232V233H159ZM196 232V231H195ZM204 232V231H203ZM208 232V231H207ZM215 232V231H214ZM213 232V233H214ZM222 232H223V230H222ZM229 232L231 233V235H236L237 233H239V229H231V230H229ZM228 232V233H229ZM165 233H167V232H165ZM168 233H170V232H168ZM167 233V234H168ZM186 233V232H185ZM191 233V234H190ZM216 233V232H215ZM219 233V232H218ZM240 233H242V232H240ZM160 234V233H159ZM181 234V233H180ZM196 234H197V232H196ZM203 234H206V233H203ZM188 235V236H189ZM199 235V234H198ZM216 237H218L216 234H214ZM213 235V236H214ZM220 235V234H219ZM167 236V235H166ZM188 236H186V237H188ZM221 236V235H220ZM227 236V235H226ZM154 237V236H153ZM157 237V236H156ZM171 237V236H170ZM173 237V236H172ZM177 237V236H176ZM185 237V236H184ZM195 237V235L193 236V238ZM212 237V236H211ZM222 237V236H221ZM224 237V236H223ZM227 237H230V236H227ZM227 237H225V238H223V240L222 239H219L222 243H221V247H224V248H226V249H228V247H230L229 246V243H230V241H231V238L229 239V238H227ZM236 237H238V236H236ZM145 238V237H144ZM155 238V237H154ZM158 238V237H157ZM161 238V237H160ZM175 238V237H174ZM181 238V239H180ZM179 239L180 240H184L182 237H180ZM190 238V237H189ZM192 238V239H193ZM207 238V237H206ZM214 238V237H213ZM218 238H220V237H218ZM235 238V237H234ZM238 238H240V237H238ZM147 239V238H146ZM178 239V240H179ZM191 239V238H190ZM200 239V238H199ZM210 239V238H209ZM214 239H217V238H214ZM243 239V238H242ZM145 240V239H144ZM153 240V239H152ZM161 240V239H160ZM179 240V241H180ZM218 240V239H217ZM237 240V239H236ZM162 241H163V239H162ZM169 241V240H168ZM172 241H174V239L172 240ZM191 241V240H190ZM193 241V240H192ZM191 241V242H192ZM195 241V240H194ZM198 241V240H197ZM214 241V240H213ZM212 241V242H213ZM235 241V240H234ZM233 241V242H234ZM241 241V240H240ZM181 242V241H180ZM184 242H186V241H184ZM184 242L182 241V243L184 244ZM189 242V241H188ZM210 242V241H209ZM214 242H217V241H214ZM219 242V241H218ZM238 242V241H237ZM242 242H243V240H242ZM143 243H144V241H143ZM142 243V244H143ZM169 243V242H168ZM168 243L166 244V246H168ZM174 243V242H173ZM175 243H177L176 241H175ZM174 243V244H175ZM187 243V242H186ZM186 243H185V245H186ZM194 243V242H193ZM192 243V244H193ZM199 243V242H198ZM197 243V244H198ZM200 243H201V241H200ZM199 243V244H200ZM205 242H203V244H204ZM211 243V242H210ZM220 243V242H219ZM239 243V242H238ZM238 243H235V244H238ZM147 244V243H146ZM149 244V243H148ZM156 244H158V243H156ZM170 244V243H169ZM181 244V243H180ZM191 244V243H190ZM196 243H194V245H192V247H191V245H189L192 249H194L195 248V246L197 247V244L195 245ZM209 244V243H208ZM234 244V243H233ZM240 244V243H239ZM238 244V245H239ZM143 245H145V244H143ZM142 245V246H143ZM150 245V244H149ZM172 245V244H171ZM177 245H178V243H177ZM201 245V244H200ZM200 245H198V246H200ZM115 246H118V245H115ZM151 246H152V244H151ZM172 246H176V244L175 245H172ZM189 246H188V248L186 247L185 248V250H184V252H182L181 254H177V253H175V252H173V251H170V252H168L169 251V249L170 248H168V251H166V252H168V254H165V256H167L168 258L169 257H171V258H176L177 260L178 259H181V260H184L185 262H187V261H190V263L191 264H211L210 263V259L207 257V256H204V258H202L201 257V262L199 261H197V259H198V256H197V258H196V254H197V252H196V254L193 252V250L192 249H190L189 248ZM208 246V245H207ZM207 246H206V248H207ZM212 246L214 247V245L212 244ZM217 246H218V243H217ZM232 246H234V245H232L231 244V249H229V250H232L233 248H235V247H233L232 248ZM236 246V245H235ZM114 247V246H113ZM145 249H144V252H148L150 249H148V251H146V249L148 248L147 246V248L145 247V246H143ZM161 247H164V245L163 246H161ZM171 247V246H170ZM180 247V246H179ZM194 247V248H193ZM121 248V247H120ZM122 248H124V247H122ZM139 248V247H138ZM149 248H151V250H150V252L152 251V249H155L154 247L152 248V247H150L149 246ZM158 248V247H157ZM172 248V247H171ZM184 248V247H183ZM210 248H211V245H210ZM209 248V249H210ZM215 248V247H214ZM213 248V249H214ZM107 249H108V247H107ZM112 250H113V248H111ZM117 249V248H116ZM176 249V248H175ZM201 249V248H200ZM216 249V248H215ZM217 249H219V248H217ZM112 250H110L111 252H113ZM140 250V249H139ZM138 250V251H139ZM161 250H163V248H161ZM182 250V251H183ZM202 250V249H201ZM200 250V251H201ZM204 248H203V252H204ZM220 250H221V248H220ZM116 251V250H115ZM121 251V250H120ZM126 251H129V252H131V249L130 250H126ZM136 251V250H135ZM154 251V250H153ZM155 251H157V250H155ZM165 251V250H164ZM206 251V250H205ZM211 251V250H210ZM110 252V253H111ZM137 252V251H136ZM141 251H139V253H140ZM207 252V251H206ZM206 252H204V253H206ZM128 253V252H127ZM138 252H137V254H139ZM157 253H159V252H157ZM161 253V252H160ZM199 253V252H198ZM201 253H202V251H201ZM200 253V254H201ZM126 254V253H125ZM137 254H136V256H137ZM144 254V253H143ZM147 254V253H146ZM149 255L151 254V253H148ZM199 254V255H200ZM206 254H208V253H206ZM205 254V255H206ZM113 255H114V257H115V252L113 253ZM123 255H124V253H123ZM142 255V254H141ZM140 255V256H141ZM155 255H156V253H155ZM204 255V254H203ZM211 255V254H210ZM209 255V256H210ZM144 256V255H143ZM154 256V255H153ZM201 256V255H200ZM212 256V255H211ZM214 256V255H213ZM116 257H118V256H116ZM123 257V256H122ZM139 257V255L137 256V258ZM200 258V257H199ZM155 259V258H154ZM153 259V260H154ZM157 259H160V262L162 263H164V262H167L166 260H164V257L162 256V257H160V258H157ZM212 259V258H211ZM218 259V258H217ZM141 260V258L139 259V261ZM152 260V261H153ZM169 260H170V258H169ZM172 260V259H171ZM170 260V261H171ZM219 260V259H218ZM156 261V260H155ZM170 261H168L169 263L168 264H170ZM183 261V262H184ZM211 261H213V260H211ZM141 262V261H140ZM158 262V261H157ZM159 262V263H160ZM175 262H177V261H175ZM159 263H157V264H159ZM224 263V262H223ZM222 263V264H223ZM174 264H176V263H174ZM178 264H181V263H179L178 262ZM188 264V263H187ZM218 264H220L219 262H218ZM227 264V263H226Z\"/></svg>", "mask_w": 264, "mask_h": 264}]
</instances>
